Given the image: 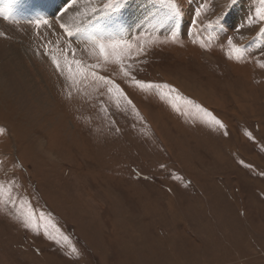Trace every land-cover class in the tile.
Masks as SVG:
<instances>
[{"label":"rangeland","instance_id":"374dc122","mask_svg":"<svg viewBox=\"0 0 264 264\" xmlns=\"http://www.w3.org/2000/svg\"><path fill=\"white\" fill-rule=\"evenodd\" d=\"M147 1L177 24L49 37L2 13L0 264H264V0Z\"/></svg>","mask_w":264,"mask_h":264},{"label":"bare ground","instance_id":"6f19581e","mask_svg":"<svg viewBox=\"0 0 264 264\" xmlns=\"http://www.w3.org/2000/svg\"><path fill=\"white\" fill-rule=\"evenodd\" d=\"M100 1L101 0H0V14L21 7L16 11V17L14 18L21 30L24 31L28 29L32 32H37L38 30L36 31L34 29L47 27L49 30V37H55L56 34L63 33L67 35L71 33H80L84 37H89L93 35V32L114 35L127 31L130 28L139 27L144 21L150 18L159 19L166 24L173 22L177 24L173 15L165 5L151 4L147 0H136L123 5L120 10L110 11V13L105 11L106 14L101 13L102 17L100 21L104 23V26L100 25L98 21H92V27H94V29L89 32V29H86L88 33H84L85 31L82 27L85 25V20L101 6ZM52 13H54V15L50 17ZM38 20H47L48 23L37 25L35 22ZM78 24L81 25L80 30H75ZM102 27L105 29H102ZM3 28L4 32H8L11 30V24L5 23ZM0 30L3 31L2 27ZM10 53V48L4 49L0 47V62L13 65L14 60L9 56ZM25 71H28V69L25 68ZM187 85L184 84V89L187 91L193 90V87ZM6 87L10 92L14 93H19V91L23 89H28L31 92L30 83L26 84L18 77L8 78ZM197 89L194 90L195 94L200 93L199 98L202 100L206 99L207 103L211 104L212 99L206 95V92L204 93V91L201 92Z\"/></svg>","mask_w":264,"mask_h":264},{"label":"snow or ice","instance_id":"6c2138e0","mask_svg":"<svg viewBox=\"0 0 264 264\" xmlns=\"http://www.w3.org/2000/svg\"><path fill=\"white\" fill-rule=\"evenodd\" d=\"M258 12L262 15V18H264V9H261V10H258ZM37 25H40V24H47L48 21L47 20H38L35 22ZM105 45L103 43L99 44V49H100V52H101V55H104L105 54ZM108 47H112V48H116L117 45L115 44H110L108 45ZM236 50V49H234ZM137 83L141 84V86H144V87H149V88H160L161 85L159 84H153L151 82H148V83H144V82H140L138 81ZM163 87H170L169 85L167 84H164ZM208 115H211L210 113H208ZM212 120L215 122V124L219 125L220 127H224V125L222 124V122L215 118L214 116H212ZM28 226V225H26Z\"/></svg>","mask_w":264,"mask_h":264}]
</instances>
